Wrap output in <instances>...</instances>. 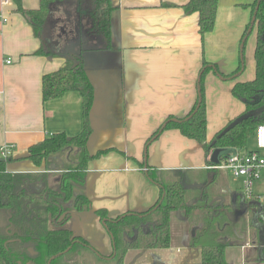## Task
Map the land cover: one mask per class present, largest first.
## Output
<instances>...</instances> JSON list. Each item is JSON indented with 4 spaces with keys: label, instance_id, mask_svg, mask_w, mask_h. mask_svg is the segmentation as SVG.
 <instances>
[{
    "label": "crops",
    "instance_id": "crops-1",
    "mask_svg": "<svg viewBox=\"0 0 264 264\" xmlns=\"http://www.w3.org/2000/svg\"><path fill=\"white\" fill-rule=\"evenodd\" d=\"M111 1L116 7L111 27L117 51L85 65L94 93L87 151L90 156L107 153L87 164L85 193L90 209L77 215L82 219L77 236L92 247L97 245L96 250L104 255L111 250L110 239L95 211L115 218L151 208L159 199L160 186L149 176L160 180L181 178L184 185L196 187L199 200L207 183H201L200 178L208 176L209 170V157L202 147L175 129L165 130L153 142H146L168 119H182L190 112L197 99V79L204 61L216 64L223 75L243 66L241 78L234 80L220 79L212 70L204 76L207 141L242 114L245 107L231 90L235 82L253 78L255 47L253 32L246 37L241 65L240 44L251 20L250 10L242 6L251 4L248 1L218 0L214 29L203 41L198 33V15L188 16L183 11L188 0ZM20 5L24 10H35L39 0H20ZM16 10L13 4L5 12L8 22H0V147L14 148L6 165L12 175L42 172V166L36 167L28 159L29 148L54 133L74 137L83 129L79 93L67 92L59 98L43 100V76L61 69L64 59L35 55L40 41ZM52 14L62 22L55 27L53 43L60 46L70 30L64 24L63 9L55 8ZM8 59L10 64L5 63ZM216 172L213 178L219 182L220 195L240 212L241 182L230 190L229 174ZM263 182L264 176L254 190L262 198V206L264 194L256 190ZM213 200L217 201L215 197ZM257 217L264 218V208ZM195 230L183 214L173 213L170 248L148 250L144 255L162 252L157 256L162 264H191L196 257L200 261L199 249L189 246ZM132 251L139 254L140 250ZM262 253L258 252V261L251 262L252 251L229 246L225 257L231 264H264Z\"/></svg>",
    "mask_w": 264,
    "mask_h": 264
},
{
    "label": "trees",
    "instance_id": "trees-1",
    "mask_svg": "<svg viewBox=\"0 0 264 264\" xmlns=\"http://www.w3.org/2000/svg\"><path fill=\"white\" fill-rule=\"evenodd\" d=\"M13 3L40 41L35 55L64 59L61 69L43 76V100L59 98L67 92L79 93L83 129L74 137L54 133L29 148L28 159L34 166H42V172L12 175L6 171L10 158L4 160L0 157V264H47L52 256L55 259L51 264H54L76 245L88 247L87 242L76 236L66 224L69 219L90 209L85 193L87 164L107 153L103 151L90 156L87 151L92 133L89 114L94 93L85 65L102 61L106 55L117 51L111 27V15L116 7L111 0H39V7L35 10H24L20 0H13ZM242 7L250 10L251 17L254 12L256 14L250 32L255 34L254 76L246 82H235L231 94L245 107L238 117L252 115L222 134L238 117L234 118L207 141L204 76L212 70L216 76L218 74L227 80L236 74L240 76L243 66L230 75H223L216 64L204 61L199 82V107L197 96L184 118L176 123L168 119L162 131L161 127L158 128L151 138L165 130L175 129L183 137L197 142L208 157L214 149L222 151L221 158L235 150L251 149L247 148L248 141L257 127L264 125V0H254ZM55 8L63 9L64 24L70 30L60 46L53 44L55 27L62 23L52 14ZM182 8L185 15H198V33L203 41L204 36L214 29L218 0H188ZM249 26L250 23L242 39L249 36ZM211 165L208 160L207 166ZM216 173L210 169L207 171L210 180L204 185L198 203L192 202L181 178L160 180L149 176V180L160 186L159 199L151 208L144 212H128L115 220H108L104 211H95L100 221L105 220L107 233L112 236L116 264H123L129 250L170 248V220L176 212L182 213L189 226L196 229L189 246L199 249L200 264H231L226 260L225 250L229 246L245 245L247 222L240 228H235L234 224L247 216V210L243 208L237 212L223 199L210 200L207 188L214 182ZM251 207H256V204H250ZM260 227L264 238V220H261Z\"/></svg>",
    "mask_w": 264,
    "mask_h": 264
},
{
    "label": "rangeland",
    "instance_id": "rangeland-1",
    "mask_svg": "<svg viewBox=\"0 0 264 264\" xmlns=\"http://www.w3.org/2000/svg\"><path fill=\"white\" fill-rule=\"evenodd\" d=\"M241 3H245V1L252 3L253 0H240ZM249 22V21H248ZM238 78H241L239 76ZM246 79V78H244ZM248 80H244L243 82H246ZM254 147V136L248 141L247 148H253ZM226 172V171H223ZM201 183H206L207 181L210 180V176L202 175V179L200 178ZM227 181L229 184V189L232 190L235 186H239V180L233 179L230 175L227 177ZM219 183L218 181H214L210 186L207 188V195L210 196V200L215 197L216 199H221L220 201H225V196L220 195L219 192ZM264 183V182H263ZM186 187H189V193L191 196V200L194 203H198V191H196L195 188H191L192 186H189V184L185 183ZM264 187L263 184L261 186L257 187V192H260V194H264ZM255 190V189H254ZM211 202V201H210ZM255 205V203H253ZM252 208V207H251ZM247 211V216L242 217L234 224L235 228H240L242 224L247 222L248 224V230H246V243L244 246H241V249H248L249 251H252L253 254L251 257V262H256L258 261V252L260 250L264 251V247H262V243L264 244V238H262V228L261 226V220L257 219L255 210L251 209ZM254 212V213H253ZM182 216V214L180 213ZM256 220L255 224L253 220ZM79 223L77 219L71 218L68 220L66 226L70 227L72 230L78 226ZM257 225V226H256ZM262 240V241H261ZM96 247V248H95ZM94 248L97 249V245L94 244ZM260 249V250H259ZM110 252V251H109ZM98 253H101V250H91L86 247H83L81 245H76L73 250L66 256L58 259L54 264H116L114 260H105L102 259ZM146 251H139V254L141 257H139L137 251H130L127 257L125 258V264H155L156 261L159 264H162V262H159L157 259L158 255L163 254L162 252L154 251L153 253H148L147 255H144ZM156 254V255H155ZM144 255V256H143ZM163 256V255H162ZM262 256H264V253H262ZM161 259V258H160ZM195 261H191V264H200L199 263V257L193 258ZM249 260V261H250ZM256 260V261H255Z\"/></svg>",
    "mask_w": 264,
    "mask_h": 264
},
{
    "label": "built area",
    "instance_id": "built-area-1",
    "mask_svg": "<svg viewBox=\"0 0 264 264\" xmlns=\"http://www.w3.org/2000/svg\"><path fill=\"white\" fill-rule=\"evenodd\" d=\"M13 0H0V22L6 24L8 17L5 12L13 5ZM10 64L11 60H6ZM14 148L9 145L0 147V157L4 160L10 158ZM214 171H226L233 179L241 182L239 203L245 209L259 210L262 198L255 194L254 189L264 176V125L257 127L254 134V147L249 150H235L232 154L220 158L217 165L207 166ZM255 203L256 207L250 208ZM257 220V219H256ZM256 220L253 222L255 224Z\"/></svg>",
    "mask_w": 264,
    "mask_h": 264
},
{
    "label": "water",
    "instance_id": "water-1",
    "mask_svg": "<svg viewBox=\"0 0 264 264\" xmlns=\"http://www.w3.org/2000/svg\"><path fill=\"white\" fill-rule=\"evenodd\" d=\"M257 6L255 7V11L257 10ZM255 12H254V14L252 15V17H251V20H250V26H249V28H248V30H247V34H250V32H251V29H252V25L254 24V22H255ZM245 41H246V36L241 40V44H240V60H241V65L243 64L242 63V49H243V47H244V44H245ZM212 67V66H211ZM202 72H203V69L201 70V72L199 73V76H198V79H197V96H198V98H199V102H198V105H197V108L199 107V103H200V89H199V82H200V76H201V74H202ZM239 76V74H236V75H234V76H232L231 78H229V80H231V79H234V78H237ZM217 77H219L220 79H222V77L220 76V75H218L217 74ZM196 108V109H197ZM195 112V111H194ZM193 112V113H194ZM252 114H247V115H243V116H240V117H238L237 119H235L233 122H231V124H229L224 130H223V132H222V134L223 133H225V132H227L229 129H231L233 126H235L236 124H238V123H240L241 121H243V120H245V119H247L248 117H250ZM191 116H189L188 118H186V120L187 119H189ZM169 121H171V122H178V119H170ZM166 126V122L164 123V124H162V126H161V129H160V132L162 131V129L164 128ZM159 132V133H160ZM157 136H158V134L156 135V136H153V138H151V140L148 142V143H151V142H153L156 138H157ZM221 154H222V151L220 150V149H214L213 151H212V153L210 154V157H209V160H210V162H211V164L212 165H217L218 164V162H219V159L221 158ZM55 257L54 256H52L49 260H48V262H47V264H50L51 263V261L54 259Z\"/></svg>",
    "mask_w": 264,
    "mask_h": 264
},
{
    "label": "flooded vegetation",
    "instance_id": "flooded-vegetation-1",
    "mask_svg": "<svg viewBox=\"0 0 264 264\" xmlns=\"http://www.w3.org/2000/svg\"><path fill=\"white\" fill-rule=\"evenodd\" d=\"M263 208H264V206H261V208L258 210V212H257V216H261V212L263 211ZM78 215V214H77ZM122 216V215H121ZM119 217V216H118ZM117 217H115V218H108L107 217V219L108 220H115ZM258 219L260 218V217H257ZM75 219H77V221L79 222V223H77L78 224V226L76 227V228H74L72 231L75 233V235L77 236V231H78V229H80V225H82V219L78 216H76L75 217ZM261 219V218H260ZM262 220H264V218L262 219ZM100 221V220H99ZM104 221L105 220H103V221H100V223H101V225H102V228H104V230L106 231V233H107V230H106V227H105V224H104ZM107 236H108V238L110 239V252L107 254V255H104V254H101V253H98V255L102 258V259H105V260H114L115 261V263H116V259H114V256H115V249H114V245H113V243H112V236L111 235H109L108 233H107ZM78 237H80V236H78ZM80 238H82V237H80ZM83 239V238H82ZM84 240V239H83ZM87 242V241H86ZM87 244H88V242H87ZM83 246V245H82ZM88 249H91V250H96L94 247H92V246H90L89 244H88V247H87ZM152 250H154V249H152ZM99 251V250H98ZM129 251H132V250H129ZM140 251H148V250H140ZM66 252H68V249L66 250ZM128 252V251H127ZM126 252V253H127ZM125 256H126V254H125ZM125 256H124V260H123V264H125ZM55 259V258H54ZM53 259V260H54ZM52 260V261H53ZM51 261V262H52ZM48 262V261H47ZM51 264V263H50Z\"/></svg>",
    "mask_w": 264,
    "mask_h": 264
}]
</instances>
